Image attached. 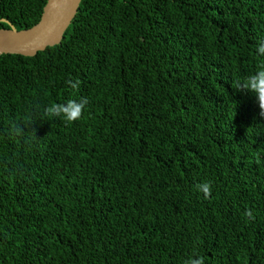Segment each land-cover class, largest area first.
Wrapping results in <instances>:
<instances>
[{"label": "trees", "instance_id": "1", "mask_svg": "<svg viewBox=\"0 0 264 264\" xmlns=\"http://www.w3.org/2000/svg\"><path fill=\"white\" fill-rule=\"evenodd\" d=\"M46 1L0 0V28ZM261 41L264 0H81L58 44L1 54L0 264H264V117L233 87Z\"/></svg>", "mask_w": 264, "mask_h": 264}, {"label": "water", "instance_id": "2", "mask_svg": "<svg viewBox=\"0 0 264 264\" xmlns=\"http://www.w3.org/2000/svg\"><path fill=\"white\" fill-rule=\"evenodd\" d=\"M81 0H47L40 20L31 27L18 30L10 24L0 28V55L17 53L35 55L48 46L58 44L71 23Z\"/></svg>", "mask_w": 264, "mask_h": 264}, {"label": "clouds", "instance_id": "3", "mask_svg": "<svg viewBox=\"0 0 264 264\" xmlns=\"http://www.w3.org/2000/svg\"><path fill=\"white\" fill-rule=\"evenodd\" d=\"M257 52L264 55V41H261L257 46ZM67 84L72 89H78L80 81L78 79H69ZM234 89L238 92L251 93L258 103L260 112L259 115L264 117V66L255 73L247 76L243 80H237L233 85ZM89 100L86 97H81L79 100L68 99L65 103H53L43 107L42 115L45 118L63 117V119L72 123L82 118L84 110L88 105ZM10 133L12 135L21 136L24 134V127L20 122H12L10 126ZM198 192L203 193L205 198L211 194V184L209 182H201L195 185ZM245 215L249 219H253L251 210L247 211ZM184 264H205L204 258L189 257L184 261Z\"/></svg>", "mask_w": 264, "mask_h": 264}]
</instances>
